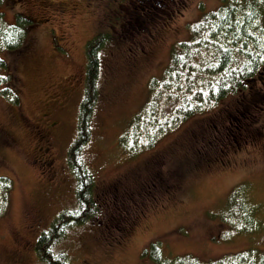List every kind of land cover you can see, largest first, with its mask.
<instances>
[{
	"label": "rangeland",
	"instance_id": "374dc122",
	"mask_svg": "<svg viewBox=\"0 0 264 264\" xmlns=\"http://www.w3.org/2000/svg\"><path fill=\"white\" fill-rule=\"evenodd\" d=\"M222 1H172L160 18L142 16L137 0H21L6 9L7 22L21 12L32 27L24 51L4 56L17 102L0 93V178L13 182L0 214V264H47L38 238L77 208L68 154L85 94L86 45L106 33L113 36L101 54L99 101L82 152L99 209L56 240L52 254L71 264H156L144 252L157 241L173 257L264 253V133L222 160L212 138L198 143L211 117L223 121L225 105L236 108L235 97L181 121L149 148L134 143L146 144L148 125L131 129L150 102L151 81L166 76L172 49ZM136 4L141 25L130 20ZM258 122L264 128V108Z\"/></svg>",
	"mask_w": 264,
	"mask_h": 264
},
{
	"label": "trees",
	"instance_id": "16d2710c",
	"mask_svg": "<svg viewBox=\"0 0 264 264\" xmlns=\"http://www.w3.org/2000/svg\"><path fill=\"white\" fill-rule=\"evenodd\" d=\"M20 2L0 0V93L13 102H17L13 90L15 75L4 56L10 60L12 54L24 51L28 30L32 27L26 13L16 12L13 23L6 20V9L16 8ZM134 22L142 24L141 20ZM189 31L190 39L172 49L165 80H161V84L157 80L150 83V102L143 116L131 127L134 132L146 125L150 129L146 133V144L139 143L138 137L134 143L143 148L152 147L156 137L181 121L235 97L236 108L225 105L221 110L223 121L217 122L211 117L209 134L201 136L198 142L204 144L212 138L214 146L221 149L218 160H222L227 149L241 148L264 133L258 122L264 108V0H223L221 7L191 24ZM112 36L98 34L86 45L85 94L80 106L77 139L68 154L69 168L77 183V208L60 213L38 238L36 251L47 264H71L67 255L52 254L53 243L87 218L92 219L99 209L100 194L96 192L92 171L83 160L82 152L90 141L91 119L99 101L101 54ZM12 183L9 178H0V214L9 206ZM144 253L156 264H264V253L250 249L202 260L193 255L165 254L161 242L157 241Z\"/></svg>",
	"mask_w": 264,
	"mask_h": 264
},
{
	"label": "flooded vegetation",
	"instance_id": "af4514ba",
	"mask_svg": "<svg viewBox=\"0 0 264 264\" xmlns=\"http://www.w3.org/2000/svg\"><path fill=\"white\" fill-rule=\"evenodd\" d=\"M138 2L142 3L141 5V15L148 17V18H154V17H161L159 13L163 14L164 10H168L167 6L169 2L176 1L177 0H137ZM162 3L165 4V6L162 5ZM177 4V3H176ZM138 6L137 9L131 10V18L130 20L138 21L140 22L141 18H139L137 15L139 14L140 5L136 4ZM167 16V14H166ZM128 21L129 24H131V21Z\"/></svg>",
	"mask_w": 264,
	"mask_h": 264
}]
</instances>
